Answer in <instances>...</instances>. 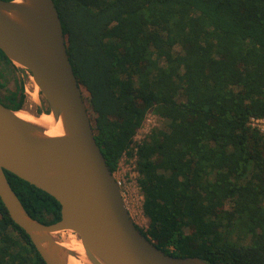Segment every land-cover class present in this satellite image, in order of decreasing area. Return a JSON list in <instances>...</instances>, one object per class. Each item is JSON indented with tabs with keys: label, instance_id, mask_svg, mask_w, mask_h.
Returning a JSON list of instances; mask_svg holds the SVG:
<instances>
[{
	"label": "trees",
	"instance_id": "1",
	"mask_svg": "<svg viewBox=\"0 0 264 264\" xmlns=\"http://www.w3.org/2000/svg\"><path fill=\"white\" fill-rule=\"evenodd\" d=\"M54 2L111 170L149 111L168 120L137 144L141 230L172 255L264 264V134L250 124L264 117V0ZM9 69L28 72L0 49V101L25 109L24 79L9 88ZM5 172L32 217L61 218L54 196ZM0 264H47L1 199Z\"/></svg>",
	"mask_w": 264,
	"mask_h": 264
},
{
	"label": "water",
	"instance_id": "2",
	"mask_svg": "<svg viewBox=\"0 0 264 264\" xmlns=\"http://www.w3.org/2000/svg\"><path fill=\"white\" fill-rule=\"evenodd\" d=\"M0 49L32 74L50 108L40 114L59 122L58 132L49 133L19 116L24 109L0 101V199L45 262L69 264L79 257L61 242L71 231L89 264H210L166 253L133 219L95 137L54 0H0ZM5 170L54 196L61 218L47 224L32 217Z\"/></svg>",
	"mask_w": 264,
	"mask_h": 264
},
{
	"label": "rangeland",
	"instance_id": "3",
	"mask_svg": "<svg viewBox=\"0 0 264 264\" xmlns=\"http://www.w3.org/2000/svg\"><path fill=\"white\" fill-rule=\"evenodd\" d=\"M5 72L7 85L11 89L15 88V73L24 79L27 96L24 110L39 115L40 112L38 110L40 107L46 108V101L39 88L36 87L37 85L34 82L33 76L29 72H15L10 69ZM167 128L168 120L153 111H149L135 134L136 142L142 141L143 143L153 131L166 130ZM114 174L122 182L121 189L133 219L141 229L147 230L149 228V219L143 211V195L137 183L136 157L131 149L127 153L123 152L118 168ZM225 207L226 209H230L231 201H228ZM186 230L188 229L186 228Z\"/></svg>",
	"mask_w": 264,
	"mask_h": 264
},
{
	"label": "bare ground",
	"instance_id": "4",
	"mask_svg": "<svg viewBox=\"0 0 264 264\" xmlns=\"http://www.w3.org/2000/svg\"><path fill=\"white\" fill-rule=\"evenodd\" d=\"M18 115L25 119H28V120H31V121L47 126L49 133L58 132L57 130L59 129L58 127L59 122L55 120L53 114L44 113V114L37 115V114L21 111L18 113ZM61 242L65 246L73 250H76L80 254L78 258L70 257L69 264H89V261L84 256V246L77 234L71 231L70 232L66 231L62 234Z\"/></svg>",
	"mask_w": 264,
	"mask_h": 264
},
{
	"label": "built area",
	"instance_id": "5",
	"mask_svg": "<svg viewBox=\"0 0 264 264\" xmlns=\"http://www.w3.org/2000/svg\"><path fill=\"white\" fill-rule=\"evenodd\" d=\"M250 124L253 127L257 128L261 133L264 134V117L252 116L251 119H250ZM141 143H142V141L136 142V139H135V136H134V143L129 147L128 151L131 149L132 153L136 157L137 144H141ZM128 151H125V153H127ZM116 179L118 180V182H119V184L121 186L122 185L121 180L117 176H116Z\"/></svg>",
	"mask_w": 264,
	"mask_h": 264
}]
</instances>
